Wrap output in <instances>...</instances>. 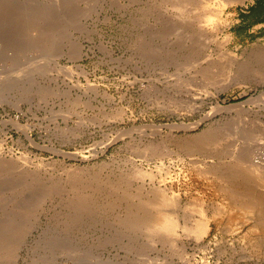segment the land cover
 <instances>
[{"label":"rangeland","instance_id":"rangeland-1","mask_svg":"<svg viewBox=\"0 0 264 264\" xmlns=\"http://www.w3.org/2000/svg\"><path fill=\"white\" fill-rule=\"evenodd\" d=\"M258 2L225 7L220 47L192 67L193 30L213 27L199 0H0V264H264L258 214L196 169L244 148L264 160ZM159 189L180 216L146 204ZM139 200L208 232L124 226Z\"/></svg>","mask_w":264,"mask_h":264},{"label":"bare ground","instance_id":"bare-ground-1","mask_svg":"<svg viewBox=\"0 0 264 264\" xmlns=\"http://www.w3.org/2000/svg\"><path fill=\"white\" fill-rule=\"evenodd\" d=\"M198 1V0H197ZM200 3L206 7V9H203V13L206 11L207 13L205 14V18L202 19H207V22H210L212 24L213 27H210L209 29H203L202 27L198 28V30H193V38L192 40L196 42V44L199 46V48L201 49V51L199 53H197L196 57L191 60L190 62H192V67H197L200 66L204 63V61L206 62V60L211 56V54H209L211 51H217V49L220 47V43L217 39V36L215 35L214 31L217 29V26L214 25L215 18L219 17V15L222 13L223 9L225 7H229V5H233V4H237L241 2H244L245 0H199ZM196 2V1H195ZM188 3V2H187ZM195 4V3H193ZM198 4V3H197ZM212 5H216L214 8L210 7ZM191 6V5H190ZM189 6V7H190ZM192 7V6H191ZM208 7V8H207ZM199 8V7H198ZM189 9V8H188ZM192 9V8H191ZM200 9V8H199ZM186 10V9H185ZM198 10V9H196ZM201 11V10H199ZM189 12V11H188ZM195 12V11H194ZM202 12V11H201ZM192 14V13H191ZM201 16L204 14H200ZM200 17V16H199ZM196 18V17H195ZM200 19V20H202ZM199 20V19H198ZM203 22V20H202ZM205 22V23H207ZM197 23V22H196ZM198 24V23H197ZM203 25V24H202ZM210 25V24H209ZM218 25V23H217ZM221 25V24H220ZM195 26V23H194ZM206 26V25H205ZM208 28V27H207ZM215 28V29H214ZM77 29V28H76ZM192 29V28H191ZM196 29V28H195ZM188 31V30H187ZM190 32V31H189ZM185 35V33L183 34ZM189 39V38H188ZM185 41V39H184ZM226 42V41H225ZM224 43V42H223ZM74 44V43H73ZM72 45V44H71ZM81 47V44H79ZM194 45V44H193ZM187 46V44H186ZM73 49L78 48L79 46L77 45H72ZM188 47V46H187ZM82 48V47H81ZM197 48V47H196ZM70 49V48H69ZM258 51V50H257ZM74 52V51H73ZM76 52V51H75ZM197 52V51H196ZM196 52H194L193 55L196 54ZM79 53V52H78ZM216 53V52H215ZM75 56L73 58H76L75 53H73ZM191 53H188L187 56ZM218 54V53H217ZM221 55V54H220ZM73 55H71L72 57ZM189 56V57H190ZM249 56V55H248ZM253 56V55H252ZM193 57V56H192ZM250 57V56H249ZM254 57V56H253ZM216 58V57H215ZM255 61H258L259 63L264 64V52L261 53H257L256 57H255ZM187 59V58H186ZM189 59V58H188ZM191 59V58H190ZM250 59V58H249ZM211 60V59H210ZM218 60V58H217ZM222 62L221 65L224 64H228V65H224V66H230V62H231V58H229L227 55L223 54L221 55V59ZM189 63V60L187 61ZM209 62V61H207ZM188 63H184V64H188ZM214 63V62H213ZM216 63H219V61H217ZM224 63V64H223ZM190 63L188 64V67L186 68H190L189 66L191 65ZM219 64V65H220ZM261 64V65H262ZM209 65V64H208ZM207 65V66H208ZM218 65V66H219ZM250 65V64H249ZM233 66V65H232ZM202 67V66H201ZM210 67V66H208ZM212 67V68H211ZM210 68L213 69L215 68V66H211ZM222 66H220L219 69H221ZM227 67V68H228ZM244 66H242L241 70L243 69ZM185 68V69H186ZM200 68V67H199ZM203 68V67H202ZM226 68V67H223ZM222 68V69H223ZM226 68V69H227ZM259 68V67H258ZM177 69H179V67L177 66ZM192 69V68H191ZM198 69V68H197ZM210 69V70H211ZM218 69V68H217ZM221 69V70H222ZM225 69V70H226ZM239 69V68H238ZM187 70V69H186ZM193 70V69H192ZM203 70V69H202ZM208 70V69H206ZM209 70V71H210ZM235 70V69H234ZM241 70H238L241 71ZM189 71V70H188ZM218 71V70H217ZM215 71V72H217ZM227 71V70H226ZM247 71V69H246ZM249 71V69H248ZM252 71V70H251ZM258 71V70H257ZM193 72V71H192ZM198 72V71H197ZM206 72V71H205ZM219 72L221 73V71H218V75ZM224 72V69L223 71ZM259 72V71H258ZM257 72V73H258ZM263 73V71H261ZM202 73V72H199ZM198 73V74H199ZM234 73V72H233ZM241 73V72H239ZM252 73V72H251ZM203 74V73H202ZM211 77L214 75V73H208V76ZM227 74V73H226ZM225 74V76H226ZM255 74V73H254ZM253 74V75H254ZM207 74L205 73L204 75L201 76H206ZM217 75V77H218ZM221 75V74H220ZM234 75V74H233ZM236 75V74H235ZM240 75V74H239ZM258 75V74H257ZM262 75V74H260ZM207 76V77H208ZM232 76V75H231ZM238 76V75H237ZM246 76V75H245ZM250 76V75H249ZM255 76V75H254ZM206 77V79H207ZM216 77V78H217ZM228 77V75H227ZM234 77V76H233ZM234 79L236 78H233ZM240 77V76H239ZM248 77V76H247ZM215 78V79H216ZM243 78V77H242ZM240 78V80L242 79ZM205 79V80H206ZM210 78H208L209 80ZM214 78L210 79L212 81H217ZM249 80V78H245V82ZM223 80V79H222ZM220 80V81H222ZM238 80V79H237ZM236 80V81H237ZM243 80V79H242ZM219 81V80H218ZM217 81V82H218ZM229 81V80H228ZM211 82V81H210ZM223 82V81H222ZM231 82V81H230ZM249 82V81H248ZM232 83V82H231ZM240 83V82H239ZM243 83V82H242ZM212 84V83H211ZM219 86L222 87V85H220L221 83L218 82ZM215 85V84H214ZM226 85V84H224ZM228 85V84H227ZM218 86V85H217ZM264 95V94H263ZM264 101V100H263ZM213 134V133H211ZM217 135V134H215ZM213 135V136H215ZM219 135V134H218ZM216 137V136H215ZM199 138V140H195L196 142L202 144H205L207 142H213L211 140H213L211 138V135L209 134H205L202 135L201 137H197ZM218 140V138H217ZM216 140V141H217ZM215 141V140H214ZM233 145V144H232ZM155 145H152L151 147H153ZM185 146V145H184ZM182 145V147H184ZM187 146V145H186ZM192 145H189V147ZM234 146V150H235V145ZM187 146V148H189ZM237 147V146H236ZM192 149H194L193 147H191ZM233 148V147H232ZM150 149V148H149ZM152 149V148H151ZM150 149V150H151ZM184 149V148H183ZM190 149V148H189ZM191 150V149H190ZM195 150V149H194ZM197 150V149H196ZM195 150V151H196ZM226 150V149H224ZM250 149L248 148H244L241 152V154L238 157H235L232 155V153H225L223 155V157H219L218 159H231V165H228L226 167L223 168H218V167H209L206 169H203L200 172V167H197L196 169L199 168V175L206 178L207 180H210L214 185L217 186V188L220 190L221 193H223L225 195V197H227L228 199H230L231 201L235 202H242L243 205L245 207L248 208L249 211L253 212V213H257L258 214V218H257V225L259 227H261L264 231V193H260L259 191L255 190V187H257L258 185H261L264 188V174L261 175L257 173L258 170V165H256V163L258 164H262V161L264 162V160L262 158L256 157L254 158L251 162H250V158H251V153L249 151ZM156 151V150H153ZM195 151L193 153H195ZM151 152V151H150ZM159 152H161L159 150ZM158 152V153H159ZM184 152V151H181ZM188 152V151H187ZM186 152V153H187ZM199 152V151H198ZM162 153V152H161ZM185 153V152H184ZM189 153V152H188ZM192 153V154H193ZM191 154V153H190ZM200 154V152H199ZM151 155V154H150ZM154 155V154H152ZM164 156L165 153H163ZM162 155V156H163ZM193 156V155H192ZM159 157H161L159 155ZM210 157V156H209ZM214 158V157H213ZM216 158V157H215ZM156 159V158H155ZM160 160V159H159ZM163 160V159H162ZM202 167V166H201ZM142 172L140 175L143 177L142 179L145 178H152V175L148 172ZM138 197H140L138 195ZM168 196H167V192L165 190H161L159 189L156 193L153 194V198L151 199V201H146V204L149 205L151 208H156L160 202H168V206L171 204L173 206V209L175 210L174 214L179 215V213L181 212V208L177 205L176 200L177 197L176 196H172V199H170L171 201L169 202ZM168 200V201H167ZM140 202L137 203L139 204L137 207H131L130 209L127 207V215L123 221L124 226L127 227H131V228H147L149 230L153 229L157 226L159 228L157 229H161L164 232H166L167 234H172L175 235L176 237H178V232L177 229H182L184 231H190L191 235L197 239L202 238L207 232H208V228H209V222L205 219H200V220H196L195 223L193 224V226L191 228L185 227V226H181L179 224L180 220L177 219L176 217L172 216V214L170 213H164L162 211H157L156 215H154L153 212H151L150 210L145 209L144 205H141L140 203H143L144 200H139ZM170 203V204H169ZM173 203V204H172ZM186 215H184L185 217ZM156 229V228H155ZM2 239V238H1ZM4 242V241H3ZM176 241H174L175 243ZM8 245V243H6ZM1 245V244H0ZM263 246H264V235H263ZM4 247V246H3ZM1 248V247H0ZM6 248V247H4ZM3 248V249H4ZM185 253V252H184ZM183 253V254H184ZM180 254V253H179ZM182 254V256H183Z\"/></svg>","mask_w":264,"mask_h":264},{"label":"trees","instance_id":"trees-1","mask_svg":"<svg viewBox=\"0 0 264 264\" xmlns=\"http://www.w3.org/2000/svg\"><path fill=\"white\" fill-rule=\"evenodd\" d=\"M258 12L259 14L263 15L264 17V1L259 0V2L257 4H255L254 6H252V8H250V12L249 14H252L254 12Z\"/></svg>","mask_w":264,"mask_h":264}]
</instances>
